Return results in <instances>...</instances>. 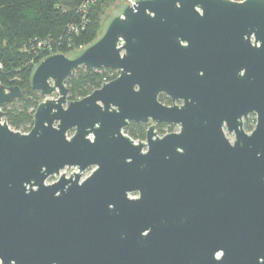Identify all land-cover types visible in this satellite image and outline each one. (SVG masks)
<instances>
[{"label":"water","instance_id":"obj_1","mask_svg":"<svg viewBox=\"0 0 264 264\" xmlns=\"http://www.w3.org/2000/svg\"><path fill=\"white\" fill-rule=\"evenodd\" d=\"M78 66L119 74L71 100ZM29 83L27 132L2 109L21 89L0 83V264H264V0L116 2ZM150 120L179 130L124 133Z\"/></svg>","mask_w":264,"mask_h":264},{"label":"trees","instance_id":"obj_2","mask_svg":"<svg viewBox=\"0 0 264 264\" xmlns=\"http://www.w3.org/2000/svg\"><path fill=\"white\" fill-rule=\"evenodd\" d=\"M118 0H0V83L17 85L22 96L3 106L10 128L27 132L37 104L43 100L32 89V66L50 53H67L92 41L105 8ZM109 68L78 66L66 79L67 96L80 99L115 78ZM249 127V126H248ZM247 127V128H248ZM124 132L143 139L145 127L130 124Z\"/></svg>","mask_w":264,"mask_h":264},{"label":"flooded vegetation","instance_id":"obj_3","mask_svg":"<svg viewBox=\"0 0 264 264\" xmlns=\"http://www.w3.org/2000/svg\"><path fill=\"white\" fill-rule=\"evenodd\" d=\"M109 69H111V68H109ZM114 71H115V73H116V75H115V77L119 74V71L118 70H116V69H113ZM114 79V78H113ZM112 80V79H111ZM108 81H110V80H108ZM108 81H104V82H108ZM103 82V83H104ZM158 100L162 103V104H164V105H166V106H171V105H173V104H175V105H181L182 104V102H181V100H178V101H175V102H173L168 96H166L165 94H163V93H161V94H159L158 95ZM256 122V116H255V114L254 113H250V114H248L247 115V117L245 118V119H243L242 120V127H243V129L244 130H246V132L247 131H251L253 128H254V126H255V123ZM142 124V125H144V127H145V132H146V130H147V128H148V126L149 125H153L154 126V132H155V134L156 135H158V136H161V135H163V134H165V133H169V132H176V131H178L179 130V128H178V126L177 125H172V124H169V123H165V122H157V121H148V123H142V122H133V121H130L129 123H128V125L126 126V127H128L130 124ZM249 126V127H248ZM125 127V128H126ZM248 127V128H247ZM124 128V129H125ZM223 130H224V133H225V135H226V137L228 138V139H230L229 141L230 142H232L233 141V139H234V134L233 133H228L227 131H226V128L225 127H223ZM249 131V132H250ZM125 133V132H124ZM70 134V133H69ZM68 134V135H69ZM128 135V134H127ZM135 141H145V136H144V138L143 139H134Z\"/></svg>","mask_w":264,"mask_h":264},{"label":"built area","instance_id":"obj_4","mask_svg":"<svg viewBox=\"0 0 264 264\" xmlns=\"http://www.w3.org/2000/svg\"><path fill=\"white\" fill-rule=\"evenodd\" d=\"M118 1H127L128 3H130V4H132L133 2H134V0H118ZM255 124V123H254ZM246 131V130H245ZM250 131V130H249ZM249 131H247L248 133H249ZM230 140V139H229ZM70 168H74V167H70ZM70 168H68V167H65V168H63L62 170H60V172H64L66 169H70ZM92 169H93V167L92 166H90V167H88L87 169H85V170H83L82 172H81V179H83V177L86 175V174H83V173H86L87 171H89L87 174H90L91 173V171H92ZM56 178H57V176L56 175H52V176H49L48 177V179H51V180H56Z\"/></svg>","mask_w":264,"mask_h":264},{"label":"rangeland","instance_id":"obj_5","mask_svg":"<svg viewBox=\"0 0 264 264\" xmlns=\"http://www.w3.org/2000/svg\"><path fill=\"white\" fill-rule=\"evenodd\" d=\"M116 2H119V1H116ZM112 6H113V4L110 5V6H107V7L105 8V11H104L103 16H104L106 13L109 12V10L111 9ZM103 16H102V18H103ZM98 31H99V30H98ZM114 75H116V73H114ZM75 171H77L76 168H70V169H66L64 172H75ZM88 172H89V171H87L86 173H83V174H87Z\"/></svg>","mask_w":264,"mask_h":264}]
</instances>
